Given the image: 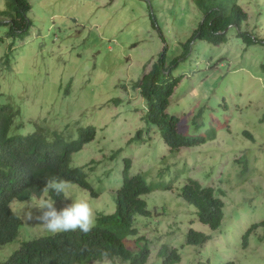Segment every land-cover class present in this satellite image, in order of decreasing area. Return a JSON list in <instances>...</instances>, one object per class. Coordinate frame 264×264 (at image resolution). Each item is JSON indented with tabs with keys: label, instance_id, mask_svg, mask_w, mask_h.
Returning <instances> with one entry per match:
<instances>
[{
	"label": "rangeland",
	"instance_id": "obj_1",
	"mask_svg": "<svg viewBox=\"0 0 264 264\" xmlns=\"http://www.w3.org/2000/svg\"><path fill=\"white\" fill-rule=\"evenodd\" d=\"M7 1L0 0V13ZM29 1L33 23L29 36L15 45L8 65L3 52L0 55V104L17 99L26 122L23 131H31L27 122L70 137L80 127L96 128L95 141L73 162L82 165L90 156L102 161L90 175L91 180H105L110 195L97 198L99 210L109 211L108 202L113 204L112 190L121 179L123 157L131 156L130 175L151 172L149 184L157 191L149 200L152 216L140 228L153 253L148 264L164 246L179 250L180 264H264V228L249 235L248 245L243 241L252 225L264 222V73L260 68L264 45L246 48L237 31L231 30L226 44L195 42L193 54L172 67L174 77L185 78L167 113L181 119L180 129L189 125L191 134L212 136L207 144L174 156L160 131L147 124L148 102L132 85L153 71L165 50L166 68L181 57L183 44L204 18L196 0ZM237 2L249 17L242 30L264 39V0ZM5 22L2 18V24H9ZM0 34L6 36V29L1 27ZM71 78L77 83L65 98L61 88ZM116 99L121 100L119 107L113 104ZM201 109L204 114L198 123L205 124L195 132L189 121ZM210 122L216 123L215 128ZM139 131L142 139L132 143ZM128 146L132 149L125 150L117 163L109 162L116 150ZM189 178L214 188L223 199L225 218L218 231L203 226L195 208L180 197ZM38 205L26 209L22 207L28 205H16L14 212L22 213L31 233L41 237L47 230L27 218L29 211L40 214ZM190 230L210 239L201 247L188 246Z\"/></svg>",
	"mask_w": 264,
	"mask_h": 264
},
{
	"label": "trees",
	"instance_id": "obj_2",
	"mask_svg": "<svg viewBox=\"0 0 264 264\" xmlns=\"http://www.w3.org/2000/svg\"><path fill=\"white\" fill-rule=\"evenodd\" d=\"M201 2H205L206 7H203ZM196 3L204 12V21L184 45L185 57L191 53L194 41L216 46L226 44L228 39L225 31L230 26H235L240 30L242 25L248 21L247 14L238 5L237 0H196ZM31 9L29 0H8L6 10L1 12L4 18H10L8 25L0 23V28L6 29V36L0 35V55L3 52L4 63L7 65L16 51L9 49L13 48V45L18 41L19 43L22 42L28 35V29L31 25L28 14ZM153 23V26L156 27V23ZM238 37L249 46L255 44L256 41V37L247 31H239ZM9 39L13 41L12 46L6 49V42ZM165 57L166 50L163 55H160L153 71L135 85V89H139L140 96L148 102L146 119L161 130L162 136L175 151L180 147L202 146L208 140L206 137L181 133L177 129L178 119L166 114L169 99L182 82L183 77H174L173 71L170 70L177 65L179 58L174 59L171 67L166 69ZM185 57L183 54L181 58L184 59ZM167 71H170L169 74L165 73ZM10 79L11 77L8 81ZM13 85L11 83L9 88H12ZM18 110L21 111L20 107ZM203 114L204 109H201L195 115L193 123L195 129H198L197 121ZM16 116L17 114L14 113L10 116L4 108H0V242L15 240L20 228L23 227L19 216L11 208L13 202L33 200L34 196L40 192V187L44 182L53 178L60 180L67 174L66 149L68 143L60 136H55L57 134L54 133L52 137L55 136V138L50 139V133L40 127L27 135L14 133L13 127ZM95 132L96 129L93 127L81 129L78 132L77 140L86 142L94 136ZM245 135L251 137V134L245 133ZM210 137L212 136L210 135ZM76 144L73 143L72 146ZM131 187H136L140 193L151 192V188L146 186L142 176L126 180L123 191L126 192ZM180 195L195 208L196 216L203 226L211 231L220 229L225 218V203L214 188L204 187L198 181L189 178L182 187ZM140 212V209L124 207L118 217H127ZM142 215L149 214L145 211ZM102 227L103 223L99 222L96 231L101 230ZM259 228H264V222L251 226L243 238L244 246L248 245L249 235L255 233ZM208 240V236L194 230H190L187 235V244L191 246H203ZM28 242L6 264H83L92 258L94 250L99 244L96 239H91L90 236L79 233L78 235H67L65 232L56 235L48 233L43 238H33ZM84 246H89L92 252L84 253L82 251ZM163 254H168V251L165 250ZM169 256L171 257L166 264H176L180 261L178 250L171 251ZM125 257H130L132 264H139L142 259L139 255H129L128 253Z\"/></svg>",
	"mask_w": 264,
	"mask_h": 264
},
{
	"label": "clouds",
	"instance_id": "obj_3",
	"mask_svg": "<svg viewBox=\"0 0 264 264\" xmlns=\"http://www.w3.org/2000/svg\"><path fill=\"white\" fill-rule=\"evenodd\" d=\"M238 5H239V3H238ZM243 11L245 12L244 9H243ZM202 14L204 17V12ZM247 16H248V14H247ZM2 18H4V17L0 13V23H1ZM28 18H29V14H28ZM203 21H204V18H203ZM203 21L200 22L198 27L193 31L191 37L193 36L195 31L199 28L200 24L203 23ZM8 22H10V20L6 19L5 23H8ZM30 22H31V25L28 29V35L26 36V38L29 36V31L33 27V23L31 20H30ZM244 25H248V24L247 23L243 24L240 30L238 28H236L235 26H230L225 31V33L227 34V39H228V33L231 30L237 31V37H238L239 31L246 32V31L242 30ZM153 28H155V27H153ZM247 32H249L250 34H252L256 37L255 43L264 45V39L261 38L258 34L252 33L250 30H247ZM12 42H13L12 40H9L6 42V49L12 46ZM195 42H200V41H194L193 43H195ZM201 43H205V42H201ZM243 44H245L246 48H249V47L254 45L253 44V45L249 46L244 42H243ZM15 45H13L14 50H15ZM184 45L185 44H183V54L185 57L186 55L184 52ZM193 52H194V45H193V49H192L190 54H193ZM183 54L181 55V57L183 56ZM181 57H177V58L183 59ZM183 60H185V59H183ZM149 64H150V62H149ZM154 64H156V63H154ZM175 66H178V65H175ZM165 67H166V65H165ZM263 67H264V64H261L260 68L262 69V71L264 73ZM169 68L170 67H167L166 69H169ZM176 68H178V67H176ZM170 70H172L174 72V70L172 68H170ZM169 72L170 71H167L165 73L169 74ZM182 77H183V79L185 78L184 75H182ZM183 79H182V81H183ZM87 82H88V80L84 81V83H87ZM76 83H77V79L71 78L68 86L66 88H61L65 98H68L71 96V92L74 89ZM135 85H132L133 89H135ZM135 90H138V92H139L138 88H136ZM175 92H176V90H175ZM175 92H174V94H175ZM174 94L169 99L168 108L170 107V101H171V98L174 96ZM119 102H121L120 99L114 100L113 101L114 106L119 107L120 106V105H118ZM0 108H4L10 116L13 113L17 114V116L15 117V123H14V127H13V132L16 134L27 135L28 133H30L34 129L36 131L37 127H40L42 129L46 130L45 128H43L41 125H39L37 123L32 124V122H27L30 124L29 126L31 127V131H28V132L23 131V128H24L26 122H24V124H23L21 117L24 119V121H25V117H24L23 111L18 110L19 107L17 106V99L16 98H9L5 103L0 104ZM168 108L166 109V114L168 116H170L167 113ZM20 110H22V109L20 108ZM31 113H32V111H31ZM147 114H148V105H147ZM147 114L145 116V120H146L147 124L150 125L151 127L157 128L160 131L162 140L164 141V144H165L170 155L174 154V156H175L177 154H180V152L183 149H192V148H188V147H180L178 150L175 151V149L173 147L171 148V146L166 142L165 138L162 136L161 130L158 127H156V126H154L148 122V120L146 119ZM170 117L178 119L177 129L181 133L185 132V133L192 135V136L199 135V134L189 133L187 131V128L190 127L189 125H186L183 129H180L181 119H179L175 116H170ZM194 118H195V116H193L191 118L189 123L191 122L193 130L195 132H197V130L200 129V126L204 125L205 123L204 122L198 123V129H195V127L193 125ZM215 124H216L215 122H210L209 126L211 128H215ZM89 127H93V126H89ZM89 127H85V128L80 127L77 130L75 137H70V136H66L62 133L54 132V134H57L55 136H60L61 138H63L68 143V147L66 149V159L68 160L66 176L61 178L60 180L53 178V179H50V180H47L46 182H44L40 187L41 188L40 192L36 196H34L33 200L26 201V202L14 201L13 204L11 205V208L14 212V206H16V205H28V206L22 207V208L26 209L32 203L39 204L38 206H36V209H38L40 211V214L34 215L32 211H29L27 218L30 221L35 219L36 221H38V223H41L44 226V228L47 230L46 235L39 237V236H36L35 234H32L30 231L31 227L27 226L26 221L23 219L22 213L17 214L14 212L15 214H17L19 216L20 220L23 223V227L20 228L18 235L15 237L16 238L15 240L11 239V240H6V241L0 242V264L8 263L9 260L14 255H16L17 253H19L22 250V248L25 244L29 243L28 241L30 239L43 238V237L47 236L48 232H49V234H52V235H56L58 233H64V232L67 235H78V233H79L82 235L90 236L91 239H96L99 244H98L97 248L94 250V254H93L92 258H90L89 260H87L83 264H132L131 258L125 257L127 255V253L129 255L135 254V255L141 256L142 259L139 261V264H148L149 260L152 258L153 253H151L149 241H148L146 236H142L140 234L141 226L145 223L146 220L150 219L152 216V213L149 210L150 196H151V194L155 193V191H157V190L153 189L152 186L149 184V177L151 176V172L150 173L140 172L136 175H130V172L133 168L131 156L123 157V169H122L121 179L118 181H115L116 188L114 190H112L111 201L113 202V204L111 206L110 203L108 202L109 211H107L106 209L99 210L97 208V198L99 196H103L106 194L108 196H110V195L108 193H106V190L108 188H107V185H104L105 180H103V179L91 180L90 175L95 173L96 168L102 164V161L97 160L96 158H93L90 156V157L86 158V162L82 165H76L73 162L74 157L77 154H79L80 152H82L86 146L93 143L95 141V139L97 138V130H96V132L94 133V136L90 140H88L86 142H79L77 140L79 130L87 129ZM93 128H95V127H93ZM46 131H48V130H46ZM142 133H143L142 131H139L137 133V135L131 139V142L134 143L135 141L141 140L142 139V137H141ZM52 135H53V133H50V135H49V137H51L50 139L55 138V136L52 137ZM202 137H206L208 139L205 144H207L208 141L212 140V137H210V135L202 134ZM70 140H72V141L69 143ZM142 142H144V141H142ZM73 143H77V144L72 146ZM175 143H176V141H175ZM193 148H195V147H193ZM128 149H132V148L130 146L120 147L111 156H109V159H108L109 162L112 160V161L117 163L118 157L122 158L124 151L128 150ZM165 159L166 158H163V161ZM107 174H108V172H107ZM112 174H113V171L110 172V177L106 179L107 184H108L109 179L112 177ZM136 176L144 177L146 186L147 187L149 186L151 188V192L140 193L136 187H131L126 192L123 191L126 180H132V178H134ZM168 190H171V188L166 189L164 191H168ZM180 197L183 199V197L181 195H180ZM221 200H223V199L221 198ZM124 207H131V208H135V209H140L141 212L137 213L135 215L120 218L118 216ZM145 211L149 215H142V214H144ZM99 222L103 223V227L101 230L96 231V228H97ZM209 239H210V237H209ZM132 242L134 245L133 249L130 248V246L132 245ZM188 246H191V245H188ZM194 247H196V246H194ZM197 247H201V246H197ZM4 249H8V252L6 254H4L2 252V250H4ZM165 250L168 251V254H163V252ZM174 250H178V249H175V248L171 249V248H168V246H164L162 248V250L158 253L153 264H166L168 259L171 257V256H169L170 252L174 251ZM82 251L86 254L92 252V250L89 246H84L82 248ZM178 253L180 255V260H181V254H180L179 250H178ZM144 259H146V260L143 262ZM180 263L181 262L179 261L176 264H180Z\"/></svg>",
	"mask_w": 264,
	"mask_h": 264
}]
</instances>
